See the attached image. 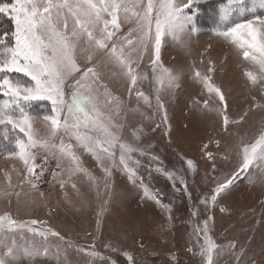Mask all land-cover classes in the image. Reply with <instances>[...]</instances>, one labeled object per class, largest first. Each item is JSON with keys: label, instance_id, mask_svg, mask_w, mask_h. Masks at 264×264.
I'll list each match as a JSON object with an SVG mask.
<instances>
[{"label": "rangeland", "instance_id": "374dc122", "mask_svg": "<svg viewBox=\"0 0 264 264\" xmlns=\"http://www.w3.org/2000/svg\"><path fill=\"white\" fill-rule=\"evenodd\" d=\"M225 2L200 0L195 6L196 32L191 36L188 48L171 37L164 39L160 63L178 74L176 86L160 93L166 119L165 110L158 111L156 107L159 86L151 71V53H145L136 68L148 78L138 80L131 91L128 83L112 76L116 69L111 65L98 68L101 83L122 102L123 115L118 119L125 124V136L131 141L133 128L144 130L139 143L147 154H134L140 161L139 166L134 167L143 178V186L139 180L134 185L118 168L113 170L109 188L105 190L104 173L96 160L80 149H74L81 155L83 166L101 178L98 189L83 175L71 180L67 174L54 178L53 172L59 170L51 158L40 179L30 178L37 185L32 188L24 179L27 173L22 161L4 151L9 146L0 138V191L20 193L19 203L15 195L0 199V214L9 213L22 222L36 219L43 222L36 227L59 232L73 245L68 249V264H110V261L133 264L125 254L132 256L135 264H202L196 248L197 234L193 230L197 226L203 227L204 221L212 217L208 220V235L225 250L230 244L234 245L231 255L222 254L218 264H236L237 261L239 264H264V180L261 179L264 169L253 166L240 173L217 196L215 204L211 201L218 183L230 178L239 167L241 141H253L264 124V82L253 86L244 75L246 70H252V66L237 56L231 45L214 35L217 12ZM4 18L5 29L10 32L12 22L6 16ZM0 20L3 21V17ZM130 27V24H121L118 36L126 35ZM2 28L0 25V31ZM100 59L97 56L92 64L78 60V64L84 71ZM210 67L214 69L211 73L208 72ZM197 71L201 76L209 75L211 83L223 92L230 121L227 130L223 125L224 106L215 93H209L196 78ZM13 78L31 83L22 74H13ZM73 82L70 80L65 86L68 99L74 90L68 85ZM138 93L147 96L152 106L148 107ZM3 99L0 97V102ZM51 108L49 101H38L32 104L30 112L42 117L50 114ZM34 128L41 136L46 135L42 123L37 122ZM61 139L66 144H75L74 140L60 136L53 142L59 144ZM44 155L43 152L37 155V165L42 164ZM188 160L192 161V168H189ZM158 168L160 172L156 171ZM40 171L38 167L36 172ZM165 171L183 177L187 193L179 179L169 180L163 174ZM61 180L66 181L63 188L59 184ZM9 183L12 189H9ZM145 187L152 199L145 197ZM158 196L163 205L171 207V213L154 202ZM205 199L207 205L201 203ZM193 212L199 215L193 217ZM199 235L202 237L203 233ZM50 239L56 242L55 237ZM109 244L118 250H110L106 247ZM77 248L95 252L96 256L85 255L76 251ZM19 264H57L55 248L35 259L21 257Z\"/></svg>", "mask_w": 264, "mask_h": 264}, {"label": "snow or ice", "instance_id": "6c2138e0", "mask_svg": "<svg viewBox=\"0 0 264 264\" xmlns=\"http://www.w3.org/2000/svg\"><path fill=\"white\" fill-rule=\"evenodd\" d=\"M199 2L0 0V15L12 22L10 32L0 31V97L4 98L0 102V138L9 146L4 151L22 161L27 173L24 179L32 188L37 185L30 178L40 179L51 158L59 170L53 172L54 178L67 174L68 180H71L83 175L98 189L101 178L92 175L83 166L81 155L74 149H80L96 160L104 173L102 182L105 190L109 188L113 170L118 168L126 173L127 179L134 185L139 180L143 186V178L138 176L134 167L139 166L140 161L134 158V154H147L139 143L144 130L142 127L133 128L131 141L125 136V124L118 119L123 115L122 102L101 83L98 68L111 65L116 69L112 76L128 83L131 91L138 80L148 78L137 72L136 68L141 64L144 54L151 53V71L159 86L156 90V107L158 111L165 110L160 93L171 91L176 86L178 74L160 63L162 43L166 37H171L184 48L190 46L191 36L196 32L193 9ZM217 17L214 35L231 45L236 55L252 66V70H246L244 75L253 86L264 82V0H226L219 6ZM121 24L132 25L123 37L118 36ZM97 56L101 57L98 63L81 70L78 60L92 64ZM213 70L210 67L208 72ZM77 73H80L78 77ZM13 74H22L31 83L13 78ZM195 76L209 93H215L224 106L223 125L227 130L230 121L223 92L211 83L209 75L201 76L197 71ZM70 80L74 82L68 86L74 90L68 99L65 86ZM138 96L143 98L148 107L152 106L150 99L143 93H138ZM38 101H49L51 113L42 117L32 115V104ZM37 122L43 124L45 136H41L39 130L34 128ZM57 136L68 137L75 144H66L63 139L57 144L53 142ZM239 147V167L230 178L218 183L211 196L213 204L240 173L253 166L264 169V124L253 141H241ZM40 152L45 154L44 160L37 165L35 161ZM208 155L211 156V153ZM187 164L189 168L193 167L191 160ZM38 167L41 168L39 173L36 172ZM156 171L160 172L161 169ZM163 174L169 180L178 178L187 193L183 177H176L168 171ZM261 179L264 180V172L261 173ZM65 183L64 180L59 181L60 187L63 188ZM8 187L12 189L13 186L9 183ZM72 188L76 189V185L72 184ZM144 191L145 197L152 199L146 187ZM97 194H100L99 191ZM10 195H15L19 203V192L0 191V199ZM154 202L171 213V207L163 205L159 196ZM201 203L207 205L208 200H201ZM198 215V212L192 213L193 217ZM168 219L171 220V215ZM210 219L212 217L204 221L203 227L197 226L193 230L197 234L196 248L202 264H218L222 254L231 255L234 249V245L230 244L225 250L208 235ZM42 223L36 219L22 222L12 218L9 213L0 214V264H19L21 257L35 259L41 254H48L52 248H55L57 264H68V249L73 245L51 228L36 227ZM199 233H203V236ZM50 237H55L56 242ZM61 245H64L63 249ZM106 247L112 251L118 250L110 244ZM76 251L96 256L95 252H85L80 248ZM125 255L135 264L132 256ZM110 264L115 262L110 261Z\"/></svg>", "mask_w": 264, "mask_h": 264}, {"label": "trees", "instance_id": "16d2710c", "mask_svg": "<svg viewBox=\"0 0 264 264\" xmlns=\"http://www.w3.org/2000/svg\"><path fill=\"white\" fill-rule=\"evenodd\" d=\"M1 17H3V21H2V20H0V25H2V26H3V28H2V29H3V31H4V30H6V29H5V20H6V19L4 18V16L0 15V18H1ZM18 76H20V75H18Z\"/></svg>", "mask_w": 264, "mask_h": 264}]
</instances>
